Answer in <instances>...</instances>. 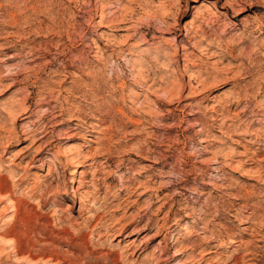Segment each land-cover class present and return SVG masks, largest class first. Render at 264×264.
<instances>
[{"label":"rangeland","instance_id":"374dc122","mask_svg":"<svg viewBox=\"0 0 264 264\" xmlns=\"http://www.w3.org/2000/svg\"><path fill=\"white\" fill-rule=\"evenodd\" d=\"M0 264H264V0H0Z\"/></svg>","mask_w":264,"mask_h":264},{"label":"bare ground","instance_id":"6f19581e","mask_svg":"<svg viewBox=\"0 0 264 264\" xmlns=\"http://www.w3.org/2000/svg\"><path fill=\"white\" fill-rule=\"evenodd\" d=\"M104 16V14L102 13L101 14V16ZM34 46V45H33ZM69 64V63H68ZM169 65V64H168ZM176 72V71H175ZM148 76V75H147ZM144 78V80L143 81H141V83H140V86H142V88L144 89H146L147 90V92L149 93L151 90H149V88H151V86L150 85H148V79H146V77H143ZM173 84V83H172ZM91 86H93L92 88H90V89H92V92H91V95L93 96V97H97L98 98V96L100 95V88H98L97 86H98V84L96 85H91ZM90 86V87H91ZM154 86V85H153ZM147 87V88H146ZM141 88V89H142ZM83 89L84 88H82L81 89V87L80 88H78V89H76V90H69V92H70V94H69V96H68V99L67 100H62V104H60V103H58V104H55V106H53V107H51L52 109H51V113L50 114H53V113H56L55 115H60V114H62V115H64V114H66V110L68 109L65 105H66V103L68 104V100H70V99H74V93L75 92H78V93H81V92H83ZM173 88H171L170 87V85H169V87H166L165 89H164V91H162V93H163V95L167 98V99H171L173 96H174V93H173V90H172ZM153 90V89H152ZM143 91V90H142ZM154 91V90H153ZM152 91V92H153ZM50 93V92H49ZM154 93V92H153ZM49 95V94H48ZM145 95V94H144ZM101 96V95H100ZM46 97V96H45ZM45 97H43V98H45ZM138 97V95H136V96H134L133 95V98H137ZM145 97V96H144ZM66 98H67V96H66ZM89 98V97H88ZM147 98V97H146ZM90 99V98H89ZM93 100H94V98H93ZM97 100V99H96ZM152 100V99H151ZM44 101V100H43ZM134 101V100H133ZM169 101V100H168ZM92 102V101H91ZM135 102H136V100H135ZM134 102V103H135ZM93 103V102H92ZM44 104V103H43ZM113 104L111 103V101L109 102V101H104V102H102V103H100V105H98L97 106V109L96 110H94V111H92L93 112V115H94V118H96L97 119V121L98 122H100V121H104V120H106V117L107 116H109V113L111 112V110L113 109ZM66 107V108H65ZM108 108V107H110V108H108L109 110L107 111V113H104L103 114V111L105 110V108ZM26 108L25 107H23V108H21V110H22V113H24V112H26V110H25ZM121 109V108H120ZM120 109H118V110H120ZM114 110V109H113ZM121 111V110H120ZM79 112V111H78ZM21 113V114H22ZM122 113V112H121ZM142 113V112H141ZM141 113L139 114V115H141ZM50 114H47L46 116H44L42 119H41V123H36L34 126H33V128H30L29 130H25V131H23L22 130V133L23 134H25V138H28L27 136H32L33 138H34V140L35 141H37V140H40L42 137H44V136H46L47 135V133L49 132V127L51 126H48V122H50L51 121V119H50ZM82 114H83V112H80V115H76V114H72V116H71V118H70V122L71 123H73L74 125H75V127L74 128H81L82 126L80 125L81 123L83 124V123H86L87 124V120L85 121L84 119H85V117L86 116H83V118H81L82 117ZM111 114V113H110ZM144 114V113H143ZM67 115V114H66ZM86 115V114H85ZM52 116V115H51ZM70 116V115H69ZM143 116V115H142ZM63 117V116H62ZM68 121V120H67ZM47 122V123H46ZM69 122V121H68ZM80 123V124H79ZM91 123V122H90ZM95 123V122H94ZM94 124H88V127H92ZM96 126L97 125H99V124H95ZM37 127V128H36ZM93 128V127H92ZM70 130V129H69ZM72 130V129H71ZM96 130V129H95ZM15 134V133H14ZM73 134V133H72ZM38 135H40V137L39 138H37L36 139V137L38 136ZM70 135V134H69ZM33 140V141H34ZM48 144H52V141L51 142H48ZM72 161V160H71ZM75 161V160H74ZM25 220V219H24ZM25 233L26 234H24V235H27L29 238H30V235L33 233H36V224L35 223H32L31 222V220H29V218L28 219H26L25 220ZM21 227V226H20ZM16 228V227H15ZM20 229V228H19ZM18 229V230H19ZM16 230H14V232H15ZM24 231H23V233H24ZM5 233V232H4ZM14 233H12L11 234V232L10 231H7L6 233H5V235H13ZM18 234V233H17ZM17 234H14V235H17ZM37 234V233H36ZM46 234V233H45ZM19 235H20V233H19ZM22 235V234H21ZM38 236V235H37ZM33 237H31V239H32ZM41 238V237H40ZM30 239V240H31ZM40 240V239H39ZM34 240L32 239V245H33V242ZM42 243V242H41ZM45 243H46V240H45ZM33 247H35V246H33ZM32 248V247H31ZM36 249V248H35ZM15 253L16 254H19V253H23L24 251H23V249L22 248H20V247H16L15 249ZM43 251V250H42ZM28 254H29V252H28ZM35 254V253H34ZM31 255V254H30ZM28 258H30V257H28ZM31 258H32V255H31Z\"/></svg>","mask_w":264,"mask_h":264}]
</instances>
